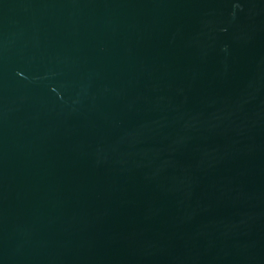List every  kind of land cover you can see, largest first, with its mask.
I'll list each match as a JSON object with an SVG mask.
<instances>
[{
	"label": "water",
	"instance_id": "1",
	"mask_svg": "<svg viewBox=\"0 0 264 264\" xmlns=\"http://www.w3.org/2000/svg\"><path fill=\"white\" fill-rule=\"evenodd\" d=\"M0 264H264V0H0Z\"/></svg>",
	"mask_w": 264,
	"mask_h": 264
}]
</instances>
